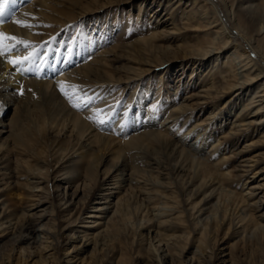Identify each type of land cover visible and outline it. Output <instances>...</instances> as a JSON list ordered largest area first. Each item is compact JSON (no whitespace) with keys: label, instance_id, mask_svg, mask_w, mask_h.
Here are the masks:
<instances>
[{"label":"rangeland","instance_id":"rangeland-1","mask_svg":"<svg viewBox=\"0 0 264 264\" xmlns=\"http://www.w3.org/2000/svg\"><path fill=\"white\" fill-rule=\"evenodd\" d=\"M42 1L47 5H41ZM42 1L7 0V17L0 19V24L18 19V29L24 36L26 33L31 36L25 37L28 47L7 45L2 50L4 54L0 55L4 64L1 74L7 77L10 73H17L19 77L18 87L11 94V110L0 112V118L10 125L15 107L23 99L28 101L17 107L21 115L14 127L0 126L5 130L0 136V223L11 220L16 226L25 222L24 216H29L30 222H36V227L41 226L45 230L40 237L44 242L41 248L40 241L31 244L29 241L17 242L7 230L8 234L0 237V264H24L25 258L27 262L47 258L54 264H158L153 257L160 243L168 248L170 257L178 260L177 264H185L183 261L193 257L195 264H210L209 257L223 248L226 249L222 253L228 252L232 258V262L224 264H264V230L256 227L258 218H255L264 209L259 213L251 207L247 209L248 201L243 202L241 196L248 190V184L244 183L245 179L234 180L232 161L222 163L220 160L230 153L231 147L239 146L244 139L229 145L224 142L215 150L212 148L213 142L229 130L241 104L231 110L229 119L223 124L217 120L195 125L212 109L210 107L199 114L193 112L187 117L181 116L174 108L200 86L190 79L193 66L183 67L182 64L187 62L182 60L127 82L112 79L94 81V78L82 77L78 73L87 65L96 68L94 60L97 59L110 63L109 58L121 54L124 48L130 50L127 46L136 39L149 36L158 28L155 21L169 13L171 6L167 5V0L159 1L161 10L157 14L148 8L140 13L142 0H134L109 3L100 11L85 15L79 13V7L92 0H79L72 7L64 6L67 0ZM101 2L97 0L93 4ZM216 4L221 10L218 1ZM156 5V2L152 4L153 7ZM29 6H33V10H28ZM69 15L73 16L67 17ZM181 35L185 37L179 39ZM201 35L202 32L195 29L182 31L174 35L176 39L171 44L185 40L194 43ZM3 42L8 43L9 40L4 38ZM239 42L250 50L246 39ZM252 54L255 56L254 52ZM25 56L31 59L17 65L10 62ZM67 62L63 71H72L73 74L68 79L67 75L64 76L66 81L59 76L57 68ZM214 62L216 64V57L207 59L206 66ZM112 64L125 66L131 62L128 58H121ZM6 65L10 66L6 68ZM206 66L199 68V72L204 73ZM107 70L112 71L108 67ZM113 73L116 76L120 74ZM33 81L50 86V98L44 94L46 87L37 90L31 84ZM68 85L74 86L76 91L69 89ZM61 87L69 95L66 96ZM1 98L4 96L0 97V111L4 104ZM226 106L219 104V108L224 110ZM49 107L62 110L60 116L75 112L94 132L114 137L115 143L98 150L100 144L105 143L101 140L88 145L87 149V141L77 139L69 127L44 123L43 114ZM161 128H165L166 133ZM150 129L161 130L195 159L180 152L172 155L160 149L158 140L149 142L136 138ZM259 131H264V126ZM133 137L136 142L129 145L128 141ZM260 151L264 148L256 152ZM155 157L161 158L159 170L164 169L166 175L153 169ZM261 157L262 167L264 153ZM199 160L217 166L211 167L212 172L211 168L200 165ZM121 163V172L132 173L133 181H126L117 189L116 177L113 176L120 172L115 171V167ZM218 181L222 182L221 186ZM118 197H123V202L126 200L121 206L128 212L124 219L115 213ZM40 201L42 205L36 207ZM193 204H197L196 210L204 207L203 212L193 210ZM96 207L107 209L98 213L100 217H89ZM162 207L166 212L159 220L169 222L157 228V217L156 221L149 219ZM247 212L252 213L251 217H244ZM41 214H46V217L37 222V216ZM114 216L116 226L110 221ZM95 220L99 222L95 223ZM197 220L201 221L196 224ZM113 229L117 230L112 232ZM200 240L208 246L202 257L197 247ZM215 263L222 264L219 260Z\"/></svg>","mask_w":264,"mask_h":264},{"label":"bare ground","instance_id":"bare-ground-1","mask_svg":"<svg viewBox=\"0 0 264 264\" xmlns=\"http://www.w3.org/2000/svg\"><path fill=\"white\" fill-rule=\"evenodd\" d=\"M37 1L41 2L42 0ZM95 1L97 0H92V4L90 3V1H86L85 3L81 4L79 7L81 8V11L79 13L83 15L90 14L92 12L100 11V8H103L104 5H107L109 3H129L133 2L134 0H102L101 4H96L97 6L101 5L99 7L93 4ZM159 1L161 2L164 0H142V3L139 4L140 13L145 12L147 8L150 9L151 12L154 10L155 14L159 13L161 10L159 8V6L161 5ZM217 1L219 2L221 10L216 4ZM78 2L79 0H67L64 6L72 7ZM155 2L157 4V8L152 6V4H154ZM167 2V5L171 6L169 13L165 17H161L158 21H155L157 23L156 28H158L151 31L149 36L136 39L134 42L127 46L128 48L130 47V50L124 48L122 49L124 54L122 52L119 55H114L115 57L113 58H109V62L111 61L110 63H107L108 61H103L102 59L94 60V64H96L97 66L102 64L101 68H98L97 66L95 68L93 67L94 65H87L85 66V68H81V70H78V73L82 75V77L94 78V81H99V79H112L115 81L127 82L128 80L139 79L146 73L155 71L156 69H159L160 67L162 68L168 63L178 60L187 62L185 64H182L185 68L186 66L188 68L193 66L191 72L189 73L190 79H193L194 83H200V86L186 95L185 101L176 106L174 110H176L181 116L186 115L187 117V114L189 113L193 114V112H198L199 114L206 108L210 107L212 109L202 117L201 121L199 120V122L195 125L210 124L217 120H219L220 123L223 124L224 122L226 123V121L229 119V113H231V110H233V108L237 105L241 104L238 112H236L234 120L231 121L229 130L225 132V134L221 135V137L219 136L220 138H218L216 142H213L212 148L215 150V148H217L224 142L229 145L233 141H241V139H244V142L239 146L231 147L230 153L228 155H223L220 160L222 163L232 161V163L234 164L232 166V172H234L232 176L234 180L245 179L244 183L248 184V190L241 196V199L243 200V202L248 201V203L246 204L247 209L251 207V210L259 213L264 209V166H260V164L262 163L261 159L263 158L261 157V154H263L264 151H260L259 153L256 152L257 150L264 148V131H259L260 127L264 126V0H167ZM41 3V5H47V2L44 3V1H42ZM56 4L58 5L59 2ZM148 4H150L151 6H149ZM182 5L183 8L181 9ZM32 7L33 6H29L28 10L32 9ZM164 8L165 7H163L162 9ZM73 13L75 14L76 12ZM159 15L160 14H158L157 17H159ZM72 16L73 15H69L67 17ZM6 17L7 16L5 12L4 16L0 17L1 21ZM184 18H186L187 20L182 21ZM17 20L15 19L14 21H10L6 24H0V33L4 34L3 36H0V51L6 49V47H8L9 45H20L18 41H26L25 37L29 35V33H26V36H24L25 34H22V30L20 31L18 29V23L16 24ZM57 22L59 23V21ZM189 29H195V31H197L198 33L202 32V35L197 42L190 43L187 40H182L183 43H178L176 45L174 43V45L171 44L175 41L174 39H176L174 36L176 33L188 31ZM8 37H15L16 40H10L8 39ZM184 37L185 35H181L179 39H182ZM4 38H7L9 42H3ZM242 39H246L248 41L247 45L251 47L250 50L247 49L245 45L242 44V42H239V40L241 41ZM252 52L255 53V56L252 54ZM171 54L173 55L171 56ZM213 57H216V64L214 62L213 65L209 66L212 67L209 68L206 66V60ZM121 58H128V61L131 62V65L113 66L112 62L117 61ZM218 59L222 60H219V62ZM66 64H68V62L64 63L63 66H58L57 68L59 70L58 72L60 73L59 76H61V78L63 77V80L68 79L69 75L71 76V74H73L72 71L68 72L69 74L67 72L66 74L63 71ZM3 65L4 64L0 60V97L4 96V98H1V101L2 99L4 100V104L2 105L0 111L1 113L7 112V110L9 111V109L11 108V94H13V89L15 87H18L17 82L19 79V77H17V73H10L7 77H4L1 74ZM9 66L6 65V68H8ZM205 66L207 68L204 73H206H201L202 71L199 72L200 70L198 69ZM107 67L112 71L107 70ZM113 72H119L120 74H117L118 76H116ZM64 76H66V79H64ZM31 84L36 87L37 90L38 88L41 89V87L45 86L42 85L43 82L42 84H40L36 81H33ZM51 84L52 83H50L49 85ZM45 87L47 90H45L44 94L46 97L50 98V86L46 85ZM27 102V100L23 99L21 103L15 107L14 110L16 111L14 112L15 114H12L10 118V125L9 122H5L4 119L0 118V126L3 128L10 126L14 127L21 115H19L21 111H17V107L24 105ZM221 103L223 105H227L226 110H224L225 106L224 108H219V104ZM41 105L42 103L40 104V106ZM218 109L219 111L217 113ZM61 111L62 110L55 109L54 107H49V110H47L43 114L42 120L44 121V123H46V125L50 124L51 126V124L56 123V125H62L64 128L69 127V130L71 131L70 133H72L77 139L87 141V143L85 142L87 144L85 145L86 148L88 145L97 144V142H100L101 140L105 143L100 144L101 146H99L98 150H103V148H106L108 144L115 143L116 140L114 137L102 134L100 135L98 134V132H94L90 125L80 120V117L75 114V112L60 116ZM192 128H190V130H192ZM161 129L162 131L166 130L165 128ZM4 131L5 130L0 129V136ZM162 131L155 129H150L149 131L145 130L144 133L138 135L136 138H139V141L141 139H145L149 142H151L153 139L158 140V144H161L160 149H165V151L172 155L174 153L180 152L182 155H185L187 157L189 156L195 159L194 156L188 155V153H186L187 151L182 148L178 144V142L165 135V131V133H163ZM129 140V145L135 144L136 142V139H134V137L132 139L130 138ZM2 145L4 146L5 142H3ZM154 159L155 160L152 162V164L154 165L153 169L157 170V172L160 174L166 175L164 169L162 171L159 170L161 168V162L159 161V159L161 158L159 157V159H157L155 157ZM199 164L204 165V167H207V169H210L212 166H217V164H211L204 160H199ZM122 167L123 163L115 167V171H120L113 176L116 177L114 183L115 188L117 189L123 187V183H125L126 181H133L132 173L128 174L123 171L121 172V170H123ZM212 170L213 168L210 169V171ZM224 176H226V173H224ZM216 178L217 177L215 176L213 177L214 180H216ZM217 184L221 186L222 182L218 181ZM222 189L224 188L222 187ZM249 201L251 202L249 203ZM125 202V199L123 202V197H118L116 201L117 209L115 213L119 214L122 219L127 217L128 214V212H125L126 208H121V206L124 205ZM41 205L42 203L40 201L37 203L36 207H39ZM196 205L197 204L192 205L193 210H196ZM245 208L243 209V212L245 211ZM105 209L107 208L96 207V210L91 211L89 217H100L98 213L101 212V210ZM159 210V212L153 214V216L149 219L150 221H154L155 217H157V228L169 222V220H159L161 215L165 214L166 212L164 211L163 207ZM203 210L204 207H200L196 211L202 213ZM119 215H117V217H119ZM251 215V212H247L244 217L249 218L251 217ZM28 217L29 216H24L23 218H26L25 222H23L22 224L18 223L16 226L15 222H12L11 220L1 222L0 232H2V234H0V237L8 234L7 230H9V233L12 234V238L16 239L17 242L29 241V244H31L40 241L39 247L41 248V245L44 241L40 240V237L41 233H44L45 230L41 226L36 227V222H30V219ZM37 217V222H39L46 217V214H41ZM255 218H258L256 227L264 230V211H262V213L260 214H257ZM110 221L111 225L116 226L117 220L115 216ZM199 221L201 220H197L196 224H198ZM94 222L97 223L99 221L95 220ZM6 223L8 225L3 226ZM231 224L234 225V223ZM108 226L111 227L110 225ZM216 226H218V224H216ZM116 230L117 229H113L112 232ZM203 233L204 232L202 231V234ZM170 237L173 238L174 235L170 234ZM197 247L200 250V257L204 256L203 254L208 247L206 242L200 240V243H198ZM224 249L226 248H223L221 252H215L213 256H210L208 262L210 264H216L215 260H219L222 264L226 262H232V258L228 252L222 253L223 251H225ZM226 257H229V259H226ZM153 259L158 264H177L178 262L175 257H170L168 248L165 246L162 247L161 243L159 244V247L157 248ZM211 259H213L214 261ZM195 261L193 257L190 258V260H186L183 262H185V264H195ZM24 264L54 263H51V261L48 262L47 258H40V260H34L32 262H27V258H25Z\"/></svg>","mask_w":264,"mask_h":264},{"label":"snow or ice","instance_id":"snow-or-ice-1","mask_svg":"<svg viewBox=\"0 0 264 264\" xmlns=\"http://www.w3.org/2000/svg\"><path fill=\"white\" fill-rule=\"evenodd\" d=\"M6 6H7V0H4L3 3H0V17L4 16ZM26 26L31 27V25H26ZM3 35H4L3 33H0V36H3ZM8 39L16 40L15 37H8ZM18 43L23 44L25 47H28V44L25 41H18ZM2 54H4L3 51H0V55H2ZM29 59H31L30 56H25L23 58L18 57L17 59L11 60L10 62L13 63L14 65H17V64H23L26 60H29ZM67 87L69 89H72L73 91H76L75 87L72 85H68ZM61 91L64 92V94L66 96L69 95V93L67 91H65L64 87H61ZM74 106H79V105H74Z\"/></svg>","mask_w":264,"mask_h":264}]
</instances>
